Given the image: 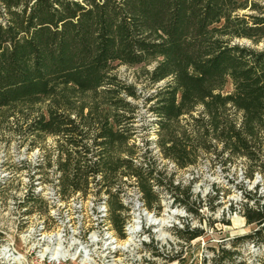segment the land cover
Wrapping results in <instances>:
<instances>
[{
	"label": "trees",
	"instance_id": "1",
	"mask_svg": "<svg viewBox=\"0 0 264 264\" xmlns=\"http://www.w3.org/2000/svg\"><path fill=\"white\" fill-rule=\"evenodd\" d=\"M263 39L264 0H0V109L48 100L46 117H33L24 132L56 138L61 195L103 190L122 236L124 207L111 188L123 177L135 178L148 208L158 201L155 184L173 205L196 209L188 187L163 182L147 151L128 143L135 107L121 92H135L110 65L154 63L145 75L161 85L147 101L164 160L183 170L202 154L223 164L242 158L251 178L264 173V49L233 40ZM227 80L232 90L223 94ZM86 93L87 102L79 97ZM101 106L111 108L110 120ZM240 189L239 212L253 229L211 249L208 264H264L236 250L244 242L264 248V203ZM186 229L176 233L187 243L201 235ZM172 259L182 261L181 251Z\"/></svg>",
	"mask_w": 264,
	"mask_h": 264
},
{
	"label": "rangeland",
	"instance_id": "2",
	"mask_svg": "<svg viewBox=\"0 0 264 264\" xmlns=\"http://www.w3.org/2000/svg\"><path fill=\"white\" fill-rule=\"evenodd\" d=\"M233 42L255 50L264 49V39L257 45H252L247 40H233ZM153 65L154 63L133 67L116 63L110 65V74L132 87L135 92L134 98L127 96L124 91L121 92L125 101L135 107L131 116L133 117L131 120L133 134L128 143H133L135 147L147 151L146 155L150 158L154 171L163 182L169 179L171 182H177L176 185H179L181 189L189 188V199L194 202L193 208L196 209V213L187 211L182 206L173 205L170 202L172 197L164 190V187L153 184L152 189L156 192L158 201L151 208L145 206V209L158 218H167L172 216V213H176L170 222H166L167 225H172V228L165 225L162 227V232L172 237L175 253L155 252L152 238L157 234L148 232L146 237H138V240L142 239L144 242H133L134 246H130V256L126 264H202L203 257L206 259L205 264H208L207 259L211 256V249L216 251L221 244H224L222 247L228 248L229 240L252 231L253 226L246 225L239 212L242 195L240 188L251 193L256 191V196L261 197L264 203V173L254 172L252 177L248 178L242 158L232 159L223 164L216 160L213 154L200 155L197 162L186 169L172 168L156 148L155 143L158 137L155 133V116L148 110L152 102L147 100L155 92L156 86L161 85V83L150 85L147 80L145 71L151 70ZM231 90V84L227 80L221 93L226 94ZM79 97L87 102L90 101L91 94L86 93ZM47 106L48 100L39 97L36 103L29 106L19 105L0 109V192L13 187L22 189L29 186L30 181L26 180L28 172L15 165L16 159L30 155H42L47 159L52 149H55L57 145L55 137L24 132L29 120L33 117H46ZM100 111L107 113L109 120L111 119V108L101 106ZM85 114L86 109L83 110V115ZM117 184L116 187L124 194L129 193L132 186H137L136 180L132 181L129 177L125 180L121 178ZM99 194L106 195L103 190ZM125 213L124 208L119 212L120 217H125ZM186 227L187 231L200 230L201 235L188 243L185 242L184 238L187 234L183 235L184 238H180L176 230H185ZM113 233L121 243L125 241L124 234L121 236L114 231ZM236 250L248 260L257 256L264 257L263 246L250 242L239 243ZM180 251L182 261L172 259L176 252Z\"/></svg>",
	"mask_w": 264,
	"mask_h": 264
},
{
	"label": "built area",
	"instance_id": "3",
	"mask_svg": "<svg viewBox=\"0 0 264 264\" xmlns=\"http://www.w3.org/2000/svg\"><path fill=\"white\" fill-rule=\"evenodd\" d=\"M57 157L58 151L52 149L47 159L30 155L14 161L28 172L26 180L30 182L25 188L0 192V264H126L131 248L125 247V242L129 237L144 242L138 237H146L148 232L157 234L152 238L155 252L175 253L172 237L165 232L159 235L145 219L156 216L145 209L136 185L127 194L116 185L111 188L118 191L126 209L122 226L125 241L121 243L108 219L106 195L96 194L93 188L85 196L61 195ZM165 227L172 225L165 223Z\"/></svg>",
	"mask_w": 264,
	"mask_h": 264
},
{
	"label": "bare ground",
	"instance_id": "4",
	"mask_svg": "<svg viewBox=\"0 0 264 264\" xmlns=\"http://www.w3.org/2000/svg\"><path fill=\"white\" fill-rule=\"evenodd\" d=\"M176 215V213H172V216ZM172 216H168L167 218H156L153 216H145V219L152 224L154 227H156V230H158V234L161 235L162 231L160 230V227L165 225L166 222H169L172 220ZM133 238L129 237L128 241L124 244L125 247L133 245ZM134 246V245H133Z\"/></svg>",
	"mask_w": 264,
	"mask_h": 264
}]
</instances>
